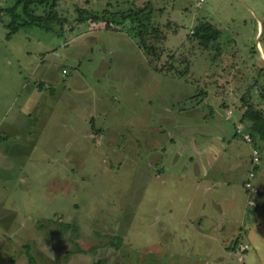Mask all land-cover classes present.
<instances>
[{"label":"rangeland","instance_id":"1","mask_svg":"<svg viewBox=\"0 0 264 264\" xmlns=\"http://www.w3.org/2000/svg\"><path fill=\"white\" fill-rule=\"evenodd\" d=\"M130 5L149 11L148 44L159 54L151 64L130 22L110 29L85 22L61 36L57 25L56 33L23 27L7 38L9 18L0 15V122L4 116L7 126L12 111H3L20 103L33 114L20 117V134L30 120L36 137L10 150L6 162L13 165L0 164L1 226L8 216L16 227L39 217L48 232L29 231L22 242L50 240L54 264H264V238L251 239L257 226L246 213L258 204V196L255 206L247 203L243 185L250 158L241 178L240 170L222 174L229 187L208 203L230 208L224 237L239 234L238 248L179 235L180 221L194 211V161L209 160L216 143L209 141L206 153L201 125L210 114L228 121L230 132L238 122L249 152L241 96L264 111V0H57L71 24L76 8L121 12ZM202 20L222 31L205 50L190 37ZM243 198L244 217L235 223L231 211ZM37 258L41 263L42 254Z\"/></svg>","mask_w":264,"mask_h":264},{"label":"crops","instance_id":"2","mask_svg":"<svg viewBox=\"0 0 264 264\" xmlns=\"http://www.w3.org/2000/svg\"><path fill=\"white\" fill-rule=\"evenodd\" d=\"M63 72L66 73V70ZM32 96H30V93H28L27 97L25 98V100L27 101L25 102H29ZM16 100H19V93L15 101ZM20 106V103H18L15 106V110H10L8 108L6 111H3H12L11 113L9 112L10 114L9 120L7 121V126L1 125L4 116L1 117L0 164L2 165H13L12 162L11 164H7L6 159L9 155L10 150L14 146L19 145L21 142H26L27 140L32 141L30 140V138H36L33 135L34 132L30 130L31 127L34 130V127L32 125L30 127V120L25 123V128L28 127L29 131L26 130L27 132L24 136L20 134L21 129H23L22 127H19V123L21 122V120L19 121L20 117H26L28 119L33 115L26 109H21ZM220 114L221 113L218 112L217 115ZM226 119L229 120V118ZM4 121L6 120L4 119ZM214 121L215 119L213 118V114H210L208 120L201 125L203 129H198L200 130L201 135H205L204 146L206 147V153L207 148H209L210 146L208 142L210 141L216 143H213V148L210 147V149H208V152H210V157H208L209 160H204L201 165L199 163H195L194 161L191 171L194 174L190 177V179H192L190 181V188L192 191L193 200L195 201V204H192V206L194 207V211L192 212L193 214H190V217H185V221H180V225H182V228L179 231L181 232L179 234L181 236H184V233L182 231L187 232V239L194 238V240L196 241V239L200 237V242L202 245H221L224 240L225 242L229 241V244H233L235 240H238L240 236L239 234L237 236H234L233 233H230V236L224 237V233L227 228L226 220H228L227 212L230 210V208H221L216 204L209 206L208 203L210 196L219 194L221 190L225 191L229 187L230 183L223 178L222 174H231L233 172H237V170H240L238 179L242 177L243 172H246L248 168V161L251 156L250 154L253 147L252 144L246 143L250 146L248 152L245 142L241 139V137H239L238 134H236L235 125L238 124V122H235V125H233V130L232 132H230L228 128L229 126L226 123L228 121L221 119L220 121ZM22 122L24 121L22 120ZM230 122L234 123L232 122V120H230ZM239 122L241 123L240 119ZM224 123L227 124L226 127H224ZM217 142H220V144H218ZM259 151L261 159L256 170V178L254 182L259 190L258 204L252 211L248 212L246 210V213L251 212L250 215L254 217V223L257 226V231L252 232L251 239L253 240L259 239L261 235L264 238V144L262 142L260 144ZM213 166L215 167L212 172ZM244 201L245 200L243 198V203L240 205V207L237 208V210L233 208L231 211L232 213H236V217L234 219L235 223H237V221H240L241 217H244ZM210 208H213L214 213L209 212ZM213 214H215V216H213ZM6 218L8 221V225L6 227L3 225L1 226V221L4 220V218L0 216V230L2 229L4 231V233L2 232L3 236L0 237V264H28V257L26 253L27 249L34 259L33 264H54L52 263L51 258L52 253L50 251V240L35 236L31 242H22L23 237H21V235L27 234L29 233V231L38 229L40 231L48 232L45 230V223H43V221H41L39 217H29V221L21 223L18 227L15 226L14 216H8ZM217 221L222 225L218 227L216 225ZM235 228L241 230V226ZM188 231L191 233V236H189ZM176 234H178V232L177 230H174V236ZM46 241H48V243H46ZM209 249L210 248L206 249L205 253L207 255L214 254V252L209 251ZM38 254H42L43 256V260L41 263L37 258V256H39ZM79 255L81 256L83 254ZM70 256L71 255H69L68 257ZM187 260H190V258ZM209 260L212 259L210 258ZM190 261H192V259Z\"/></svg>","mask_w":264,"mask_h":264},{"label":"trees","instance_id":"3","mask_svg":"<svg viewBox=\"0 0 264 264\" xmlns=\"http://www.w3.org/2000/svg\"><path fill=\"white\" fill-rule=\"evenodd\" d=\"M37 7H43L44 9L42 12H37ZM76 10L78 11L76 23L71 24L64 16L59 14L57 10V0H14L11 6L5 7L0 5V15L4 13L9 18L5 24L8 29L6 34L7 38H10L23 27H36L56 33L55 25H57L61 29L58 35L61 36L65 30L72 32L76 25L85 22L93 24L103 23L104 27L107 29L115 28V26L130 22L133 24V27L129 29V32L137 38L139 42L138 45L146 56L150 57L149 64L152 63V58H155V60L157 59L159 55L157 48L152 44H148L147 29L150 26L149 11L143 13L144 8H135L131 5L128 9L121 12L109 11L108 9L97 12L87 10L86 8H76ZM68 22L69 27H66ZM157 32L158 31L154 29L153 34L158 36ZM221 34L222 31L215 25L207 20H202L194 26L190 37L196 42L200 49L205 50L209 48L212 43L216 42L221 37ZM160 70H162V68H160ZM186 71L187 68L184 71L182 70L177 77H182ZM241 101L244 106L242 108L244 111L241 114L240 121L242 123H248L247 130L251 136L253 147L259 150L261 142L264 144V111L255 107L244 94L241 96ZM91 127L94 129L93 122H91ZM257 167L258 165L255 167V172ZM237 245H239V241L235 240V242L227 248L233 251L238 248ZM26 253L28 264H33L34 259L28 252V249Z\"/></svg>","mask_w":264,"mask_h":264},{"label":"built area","instance_id":"4","mask_svg":"<svg viewBox=\"0 0 264 264\" xmlns=\"http://www.w3.org/2000/svg\"><path fill=\"white\" fill-rule=\"evenodd\" d=\"M202 2L203 0H198ZM246 136V135H245ZM248 140L250 143L252 142L250 134L248 135ZM250 169L247 172V178L244 181V189L247 194V203L251 206H255L257 201L256 198L258 196L259 190L257 186L254 184V178L256 176L255 167L260 163V152L256 147H252L251 154H250ZM248 248L247 245H240V250L243 251Z\"/></svg>","mask_w":264,"mask_h":264},{"label":"water","instance_id":"5","mask_svg":"<svg viewBox=\"0 0 264 264\" xmlns=\"http://www.w3.org/2000/svg\"><path fill=\"white\" fill-rule=\"evenodd\" d=\"M257 21H258V23H259V31H258V34H259V36H258V38L261 36V34H262V31H263V25H262V23H261V20L257 17ZM257 49H258V51H259V46H258V40H257ZM259 53H260V57L262 58V60L264 61V56H262V54H261V51H259Z\"/></svg>","mask_w":264,"mask_h":264}]
</instances>
